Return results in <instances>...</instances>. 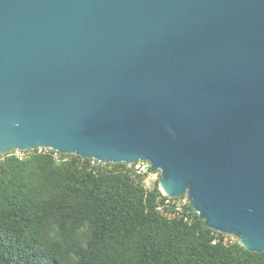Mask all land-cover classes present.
<instances>
[{"label":"water","instance_id":"1","mask_svg":"<svg viewBox=\"0 0 264 264\" xmlns=\"http://www.w3.org/2000/svg\"><path fill=\"white\" fill-rule=\"evenodd\" d=\"M146 160L264 251V0H0V154Z\"/></svg>","mask_w":264,"mask_h":264},{"label":"trees","instance_id":"2","mask_svg":"<svg viewBox=\"0 0 264 264\" xmlns=\"http://www.w3.org/2000/svg\"><path fill=\"white\" fill-rule=\"evenodd\" d=\"M134 164L53 149L0 154V264H264L188 202L158 209Z\"/></svg>","mask_w":264,"mask_h":264},{"label":"built area","instance_id":"3","mask_svg":"<svg viewBox=\"0 0 264 264\" xmlns=\"http://www.w3.org/2000/svg\"><path fill=\"white\" fill-rule=\"evenodd\" d=\"M25 151L27 150H14V154L17 157L22 158L25 155ZM134 171L138 175H146L145 187H148L159 178V172L152 171L151 165L146 160H140L134 163ZM188 202L189 199L186 195L179 198L167 197L158 201V209L163 211L165 208H173L177 212H183L184 207Z\"/></svg>","mask_w":264,"mask_h":264}]
</instances>
